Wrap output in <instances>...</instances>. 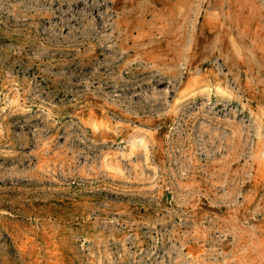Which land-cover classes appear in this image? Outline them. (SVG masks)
Segmentation results:
<instances>
[{
	"label": "rangeland",
	"instance_id": "rangeland-1",
	"mask_svg": "<svg viewBox=\"0 0 264 264\" xmlns=\"http://www.w3.org/2000/svg\"><path fill=\"white\" fill-rule=\"evenodd\" d=\"M0 264H264V0H0Z\"/></svg>",
	"mask_w": 264,
	"mask_h": 264
}]
</instances>
